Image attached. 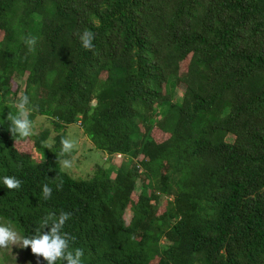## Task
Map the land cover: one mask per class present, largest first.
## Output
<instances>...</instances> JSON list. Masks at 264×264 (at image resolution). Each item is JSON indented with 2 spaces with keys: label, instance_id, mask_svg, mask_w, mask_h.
<instances>
[{
  "label": "trees",
  "instance_id": "trees-1",
  "mask_svg": "<svg viewBox=\"0 0 264 264\" xmlns=\"http://www.w3.org/2000/svg\"><path fill=\"white\" fill-rule=\"evenodd\" d=\"M14 80L55 135L32 136L36 161L0 126V177L22 181L0 183V219L28 234L70 213L82 264H264V0H0V120L18 113ZM74 123L127 161L72 177L60 151Z\"/></svg>",
  "mask_w": 264,
  "mask_h": 264
},
{
  "label": "clouds",
  "instance_id": "clouds-1",
  "mask_svg": "<svg viewBox=\"0 0 264 264\" xmlns=\"http://www.w3.org/2000/svg\"><path fill=\"white\" fill-rule=\"evenodd\" d=\"M93 40L94 33L90 30H85L79 35L80 45L85 50H91L94 47ZM24 44L30 52H34L37 38L35 36L26 38ZM29 103V95L21 93L15 104L18 113L12 115L8 112L5 120H0V126H3L6 121L7 130L12 136L29 138L35 135L34 124L29 118L30 112L27 110ZM74 146L72 140L62 139L60 155L70 154ZM62 167L65 169L71 168L72 161L64 159ZM0 183H2L4 188L19 190L22 181L15 176H3L0 177ZM57 188H59V185H57ZM52 191V187L44 184L42 186L43 199H49ZM70 216L71 214L67 212L45 216L35 230L28 234H22L10 220L0 222V249L11 248L15 245L19 248H30L31 253L37 257H42L47 264H57V261H60L61 264L65 261L66 264H82L83 249L77 247L73 251H68L72 237L68 232L64 231V227ZM44 228H48V231H42Z\"/></svg>",
  "mask_w": 264,
  "mask_h": 264
},
{
  "label": "rangeland",
  "instance_id": "rangeland-1",
  "mask_svg": "<svg viewBox=\"0 0 264 264\" xmlns=\"http://www.w3.org/2000/svg\"><path fill=\"white\" fill-rule=\"evenodd\" d=\"M183 67H186V62L183 63ZM184 70V69H183ZM24 83L21 82L19 84V90L17 89L18 83L14 80L12 82V90L15 91L17 89V93H21L23 90ZM170 91L175 99L179 100L182 95V89L178 88L172 89L170 87ZM19 94L9 97L12 103H16V99L18 98ZM8 99V100H9ZM7 101V103L11 102ZM18 111V110H17ZM35 134L39 133L43 129L50 130V138L55 135V132L52 130L51 121L44 117V116H36L33 120ZM153 137L157 141H162L165 139V135L158 132V130H153ZM66 138L70 139L74 143V148L72 152L69 154V157L66 159H70L72 161V167L69 169H65L62 167L61 161V168L69 173L74 178H88L93 174V171L97 166H105L106 168H110L111 170H115L116 167L120 166L126 160V157L123 155H113L109 156L108 154L100 151L99 149L95 148L92 142L87 138L84 134L83 129L79 123L70 124L66 127ZM51 142V139H49ZM227 140H233L232 135L227 136ZM16 148L21 151L30 154L32 157L35 158L36 161H41L40 154L36 153V150L33 146L32 137L26 138L22 141H15L14 142ZM113 175V174H112ZM143 177L138 179V187L136 193L132 196L133 201L137 199L138 193L141 188ZM166 199L162 198L160 201L159 212L161 213L165 209ZM131 217V211L128 207L125 211V219L128 221ZM4 220L0 219V222ZM165 242L162 241V244ZM0 264H43V258L37 257L35 254H28L25 252L24 248H19L13 245L11 248L7 249H0Z\"/></svg>",
  "mask_w": 264,
  "mask_h": 264
}]
</instances>
